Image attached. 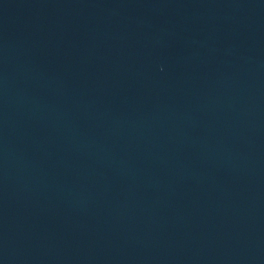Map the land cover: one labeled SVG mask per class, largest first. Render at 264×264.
I'll return each mask as SVG.
<instances>
[{"label": "water", "instance_id": "water-1", "mask_svg": "<svg viewBox=\"0 0 264 264\" xmlns=\"http://www.w3.org/2000/svg\"><path fill=\"white\" fill-rule=\"evenodd\" d=\"M0 264H264V0H0Z\"/></svg>", "mask_w": 264, "mask_h": 264}]
</instances>
